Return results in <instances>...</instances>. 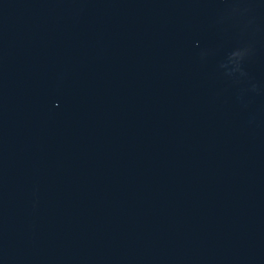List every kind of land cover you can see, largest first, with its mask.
Segmentation results:
<instances>
[{
  "label": "water",
  "instance_id": "water-1",
  "mask_svg": "<svg viewBox=\"0 0 264 264\" xmlns=\"http://www.w3.org/2000/svg\"><path fill=\"white\" fill-rule=\"evenodd\" d=\"M0 264H264V0H0Z\"/></svg>",
  "mask_w": 264,
  "mask_h": 264
}]
</instances>
